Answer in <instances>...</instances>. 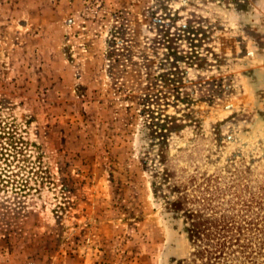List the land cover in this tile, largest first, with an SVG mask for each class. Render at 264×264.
Masks as SVG:
<instances>
[{
    "label": "rangeland",
    "instance_id": "1",
    "mask_svg": "<svg viewBox=\"0 0 264 264\" xmlns=\"http://www.w3.org/2000/svg\"><path fill=\"white\" fill-rule=\"evenodd\" d=\"M0 114L53 181L0 192V264H190L221 218L198 264L263 262L264 0H0Z\"/></svg>",
    "mask_w": 264,
    "mask_h": 264
},
{
    "label": "trees",
    "instance_id": "2",
    "mask_svg": "<svg viewBox=\"0 0 264 264\" xmlns=\"http://www.w3.org/2000/svg\"><path fill=\"white\" fill-rule=\"evenodd\" d=\"M43 158L44 155L40 147L28 137L24 128L16 120L3 117L0 114V192L11 191L18 194H39L44 187L53 184L51 174ZM200 224L195 220L191 222L192 228H190V236L193 237L194 244L198 248L194 250L190 264H198L199 261L202 262V255L205 252L207 255L210 254V257H204L206 259L208 258L209 261H214L219 258L220 256L218 254L222 252L220 248H224L225 243L223 242L229 235L226 234L217 237L218 240L214 246L216 249L209 250L206 246L200 245L202 239L198 236L199 232H197V229L200 231ZM245 225L246 228H242L247 230L246 233L244 232V239L246 236L250 241L251 238H254L256 231H258L261 235L258 239H260L259 242L264 249V216L255 222H245ZM218 226L220 230L218 234L221 231L225 233L231 231L230 236H228L230 239L235 236L234 230L242 233L240 230L241 227H234L233 221H229L228 223L221 218ZM207 229L209 230V228ZM220 239L222 242H219ZM234 239L235 241L240 240L239 236L234 237ZM197 241L199 242L198 244ZM238 252L241 253V251ZM213 254L217 255L213 256ZM260 264H264V260Z\"/></svg>",
    "mask_w": 264,
    "mask_h": 264
}]
</instances>
